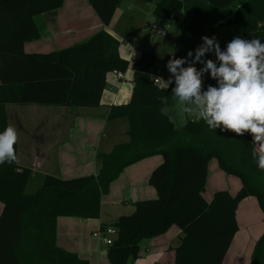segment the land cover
Here are the masks:
<instances>
[{"label":"trees","instance_id":"1","mask_svg":"<svg viewBox=\"0 0 264 264\" xmlns=\"http://www.w3.org/2000/svg\"><path fill=\"white\" fill-rule=\"evenodd\" d=\"M152 3L154 0H142ZM239 3L228 20H213L214 8ZM103 26L108 27L120 0H88ZM64 0H4L0 3V131L8 126L6 107H98L113 70L125 73L128 62L118 54V41L98 32L87 41L48 54H26V42L40 38L34 19L60 9ZM152 15L184 24L179 57L201 46V36L216 37L229 29L241 38L264 40V0H159ZM221 47V46H220ZM223 50V48L221 47ZM213 59L214 57H206ZM168 60L141 53L133 64L130 103L111 109L107 121L126 119L128 142L108 154H97L94 175L72 179L45 176L33 194L24 193L30 169L0 164V264H89L56 245L59 217L97 219L101 199L127 167L160 155L162 163L151 173L149 184L156 198L139 201L129 215L112 223L117 234L106 246L110 264H130L139 257L140 243L181 231L173 248L172 264H222L238 231L236 209L247 197L256 199L264 214V170L252 158V136L230 130L210 131L202 120L176 124L163 110L172 99V88L159 91L154 76L167 79ZM187 66V65H184ZM209 80L202 85H214ZM15 155L17 144L14 145ZM216 159L225 174L241 182L238 191L215 192L206 201L207 164ZM105 227V226H104ZM103 228V227H102ZM250 264H264V229L256 241Z\"/></svg>","mask_w":264,"mask_h":264},{"label":"crops","instance_id":"2","mask_svg":"<svg viewBox=\"0 0 264 264\" xmlns=\"http://www.w3.org/2000/svg\"><path fill=\"white\" fill-rule=\"evenodd\" d=\"M3 1L0 0V3ZM140 1L142 0H120L108 27L99 21L88 0H64L60 9L35 17L34 23L40 38L24 44L23 50L26 54H48L62 50L83 43L94 34L103 31L118 41L119 57L129 65L120 81H116L111 73L107 75L106 86L98 107L36 105L6 107L8 126H13L17 130L15 161L17 165L30 169L29 180L38 178V182L43 183L47 175L60 179L94 175L98 168L97 154H108L114 146L128 142L127 120L123 118L107 121V116L112 108L124 107L130 103L133 91L132 66L141 53H154L138 43H127L124 34L121 35L119 32L134 21L143 20L149 30L153 25L157 30L163 31L169 23L176 22H163L152 15L153 6L159 0L145 5ZM238 5L239 3L233 1L228 6L214 8L212 19L219 21L233 18ZM178 23L183 27L177 26V30L183 33L184 24ZM156 35L165 37L166 32L164 36ZM145 37L148 38L149 34L146 33ZM233 37L235 35L229 29H223L219 35L220 46L224 49ZM180 46L179 44L178 57ZM154 55L163 58L161 55ZM196 68L200 71L201 66L196 65ZM209 80L207 77L203 78L202 85ZM171 97V101L165 102L163 110L172 121L182 125L184 116L180 110L190 105H180L173 96ZM187 119L199 120L194 116H188ZM161 163L162 157L156 155L125 168L110 184L108 193L102 197L100 215L97 219L57 218V247L76 254L89 264H110L106 248H103L105 246L99 244L92 234L104 226H111L115 219L121 216L123 207L131 212L132 208H128L127 205L156 198L149 178L152 171ZM215 166L216 164H211L210 168L214 170ZM215 174L218 181H224V176L220 172H214V176ZM207 180H212L208 169L206 183ZM239 186L241 187L240 180L234 181L233 187L219 189H227L232 194ZM1 210L0 203V213ZM235 215L238 231L222 264H250L254 244L263 233L264 214L256 199L247 197L238 204ZM181 237V231L171 227L158 237L143 240L140 243L139 257L130 264H172L173 248L180 243Z\"/></svg>","mask_w":264,"mask_h":264},{"label":"clouds","instance_id":"3","mask_svg":"<svg viewBox=\"0 0 264 264\" xmlns=\"http://www.w3.org/2000/svg\"><path fill=\"white\" fill-rule=\"evenodd\" d=\"M202 44L183 57L173 51L165 67L167 79L154 76V86L161 92L172 88V96L180 105L183 124L188 116L202 120L216 132L230 130L237 136H252V158L264 170V40L233 37L222 50L216 37L201 36ZM131 54L134 53L131 50ZM214 57L206 59V57ZM187 65V66H184ZM196 65H200L197 71ZM214 80L202 90L203 78ZM17 130L6 126L0 131V164L15 161Z\"/></svg>","mask_w":264,"mask_h":264},{"label":"rangeland","instance_id":"4","mask_svg":"<svg viewBox=\"0 0 264 264\" xmlns=\"http://www.w3.org/2000/svg\"><path fill=\"white\" fill-rule=\"evenodd\" d=\"M140 2H141V4L145 5V3L143 1H140ZM177 26H178V28L183 27V25L178 23V22L169 23L168 27H164V30L166 32V36L165 37H159L155 34L154 31H152V30L150 31L148 29V27L145 25L143 20H140L139 22L134 21V22L127 24L122 29V32H119V33H121V35L124 34V39L127 43L128 42H135L141 46L143 45L144 47H147L151 53L161 55L163 58H166L167 60H169L170 59L169 54H171L172 51L174 53V56L178 57V48H179L180 37H181L182 32H178ZM146 33L149 34L148 38L145 37ZM141 46H139V48H138L139 51L141 49ZM211 164H216L214 170H212L210 168ZM207 169H208L209 177H211L212 180H209V181L207 180V183L205 184L204 192L202 193V196L206 201H209L211 199L212 195L217 191H227V189L224 190V189H219V188H221V187L230 188V187H233L234 181L239 182V179L237 177L227 175L224 172L220 171V168L217 165V161L214 158L210 160ZM213 171L218 172V173L220 172V174H222V176H224L223 177L224 181H222V182L218 181L217 176H216V174L214 176ZM41 182H38V178L36 180H34L33 178L30 179L28 184L26 185L24 192L26 194L35 193L38 189H40V187L42 185ZM222 184H223V186H220ZM239 188H240V186H239ZM214 189L216 191H213ZM238 189L234 190V192L232 194L229 191H227V192L231 195H234L238 191ZM134 204L135 203L127 205L128 208H130V209L132 208V210H130L131 212H128L127 211L128 209L126 207H123L122 209H124V210H123V212H121L120 215L131 214L134 210ZM177 245H179V243ZM103 248H106V247H103Z\"/></svg>","mask_w":264,"mask_h":264},{"label":"built area","instance_id":"5","mask_svg":"<svg viewBox=\"0 0 264 264\" xmlns=\"http://www.w3.org/2000/svg\"><path fill=\"white\" fill-rule=\"evenodd\" d=\"M150 30L156 32L160 36L165 35V31L157 30L153 25L150 26ZM111 74L114 76L116 81L123 79L124 75L121 72L113 70ZM117 232L112 226H105L92 234L93 238L103 246H109L112 244L113 239L115 238Z\"/></svg>","mask_w":264,"mask_h":264}]
</instances>
